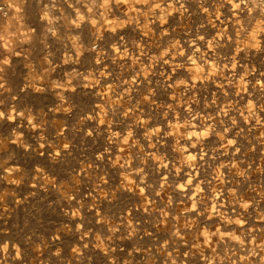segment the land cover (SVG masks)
Instances as JSON below:
<instances>
[{
	"label": "rangeland",
	"instance_id": "374dc122",
	"mask_svg": "<svg viewBox=\"0 0 264 264\" xmlns=\"http://www.w3.org/2000/svg\"><path fill=\"white\" fill-rule=\"evenodd\" d=\"M0 264H264V0H0Z\"/></svg>",
	"mask_w": 264,
	"mask_h": 264
},
{
	"label": "clouds",
	"instance_id": "9594fccd",
	"mask_svg": "<svg viewBox=\"0 0 264 264\" xmlns=\"http://www.w3.org/2000/svg\"><path fill=\"white\" fill-rule=\"evenodd\" d=\"M0 115H2V113H0Z\"/></svg>",
	"mask_w": 264,
	"mask_h": 264
}]
</instances>
